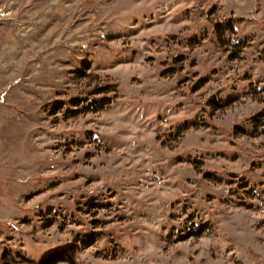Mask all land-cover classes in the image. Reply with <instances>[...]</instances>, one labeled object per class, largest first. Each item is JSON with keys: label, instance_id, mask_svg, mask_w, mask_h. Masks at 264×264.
I'll use <instances>...</instances> for the list:
<instances>
[{"label": "rangeland", "instance_id": "obj_1", "mask_svg": "<svg viewBox=\"0 0 264 264\" xmlns=\"http://www.w3.org/2000/svg\"><path fill=\"white\" fill-rule=\"evenodd\" d=\"M70 247L264 264V0H0V264Z\"/></svg>", "mask_w": 264, "mask_h": 264}, {"label": "trees", "instance_id": "obj_2", "mask_svg": "<svg viewBox=\"0 0 264 264\" xmlns=\"http://www.w3.org/2000/svg\"><path fill=\"white\" fill-rule=\"evenodd\" d=\"M230 26L233 28L234 25L231 23ZM74 251H75L74 247L57 251L51 254L46 260H44L42 264H57L61 261L67 260V258L70 259L73 257Z\"/></svg>", "mask_w": 264, "mask_h": 264}, {"label": "bare ground", "instance_id": "obj_3", "mask_svg": "<svg viewBox=\"0 0 264 264\" xmlns=\"http://www.w3.org/2000/svg\"><path fill=\"white\" fill-rule=\"evenodd\" d=\"M38 23V21L36 22V24ZM48 38V37H47ZM48 41H51V39L50 38H48Z\"/></svg>", "mask_w": 264, "mask_h": 264}]
</instances>
